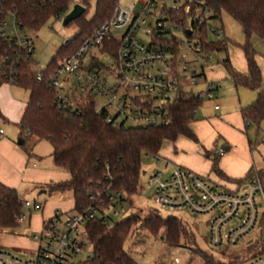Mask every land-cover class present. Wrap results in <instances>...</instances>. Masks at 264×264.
<instances>
[{"label": "built area", "instance_id": "obj_1", "mask_svg": "<svg viewBox=\"0 0 264 264\" xmlns=\"http://www.w3.org/2000/svg\"><path fill=\"white\" fill-rule=\"evenodd\" d=\"M212 19L208 0H136L130 8L116 1L111 17L66 56L50 76L51 86L58 90L55 105L61 111L73 112L83 94H98L106 100L97 110H107L109 122L127 126L128 121H142L146 126H158L170 122L169 105L183 97L216 99L218 86L207 78L214 53L204 51L198 35L205 27L215 38L224 36L222 28L209 25ZM31 28L14 8L0 9V39L6 44L0 48V73L8 83H18V65L26 61L37 72V79L43 78L36 69ZM176 30H182L183 37L177 36ZM71 80L73 85L65 89ZM200 82L206 83L204 90L194 93L187 89ZM214 107L219 109L220 105ZM3 133L1 129L0 138ZM225 151L222 148L220 154ZM164 170L170 171L165 179H161L164 174L159 171L151 174L147 183L149 187L155 185L154 201L171 211L208 215L200 229L210 248L247 251L256 241L263 248L264 228L260 222L264 185L257 173L247 179L245 187L232 190L170 162ZM119 195H110L106 206L102 203L103 206L86 207L72 215L56 211L43 223L41 236L33 235L38 245L30 251L31 257L23 258L0 247V264H69L87 246L83 238L88 240V222L98 215L109 220L111 215L106 210L116 206L112 203ZM24 206L34 211L42 209L41 202L27 199ZM26 219L25 213L16 217L18 223ZM236 219L238 224H232ZM187 251L191 256V250ZM175 263L183 261L177 257ZM235 264H264V252L254 257L242 254Z\"/></svg>", "mask_w": 264, "mask_h": 264}, {"label": "trees", "instance_id": "obj_2", "mask_svg": "<svg viewBox=\"0 0 264 264\" xmlns=\"http://www.w3.org/2000/svg\"><path fill=\"white\" fill-rule=\"evenodd\" d=\"M75 0H0V9L14 8L26 26L40 28L51 17L67 14ZM86 10L71 23H77L80 32L60 49L57 57L39 72L42 80L37 79V72L31 69L30 61L18 65V83L29 91V99L21 120L22 146L30 154L32 138L48 140L53 146L55 165L70 174V179L41 185L50 194L71 191L76 211H83L90 206L109 204V196L120 193L113 205L128 201L133 204V197L141 191L143 156H157L165 140L175 141L180 135L193 140L197 137L191 129L196 119V110L202 100L198 97H183L168 107L170 122L158 126L147 125L129 127L108 121V111L97 110L94 95L80 98L78 107L72 111H61L55 105L58 90L51 86L50 76L61 61L78 49L81 42L90 36L94 29L111 17L115 2L118 0H97V11L92 20L86 19L87 6L91 0H80ZM214 18H221L222 12L229 13L241 26L246 42L241 45L249 66L248 74H241L233 69L229 59H222L237 87L245 86L258 89L261 86V70L255 59V49L250 38L254 35L264 39V0H208ZM70 24V23H69ZM199 37L206 53L225 52L228 39L210 38L209 31L203 27ZM6 44L0 39V48ZM114 57L115 53L112 54ZM8 83L0 73V87ZM76 97V96H75ZM245 121L259 128L264 118V99L259 93L257 99L242 109ZM0 117L5 118L0 109ZM210 155V152H207ZM213 170L220 172L216 159ZM257 173L264 185V169H251L248 179ZM24 201L16 188L0 181V233L17 226L16 217L24 213ZM103 203V205H102ZM110 220L98 215L86 225V235L93 249L85 261L80 264H137L124 245L135 231L136 226L144 227L152 234L164 229L167 244L177 246L190 243L193 253L202 260V264H235L242 254L254 257L264 252L259 241L248 246L247 251L226 249L221 251L227 259L222 260L214 253L197 246L193 231L185 221L176 216L163 217L158 211L132 212L114 225ZM46 221V220H45ZM45 221L43 223H45ZM260 225L264 228V213ZM192 253V254H193ZM193 256L186 264H191Z\"/></svg>", "mask_w": 264, "mask_h": 264}, {"label": "rangeland", "instance_id": "obj_3", "mask_svg": "<svg viewBox=\"0 0 264 264\" xmlns=\"http://www.w3.org/2000/svg\"><path fill=\"white\" fill-rule=\"evenodd\" d=\"M135 1L136 0H119V4L122 7L130 8ZM81 2L82 1L80 0L73 1L71 3L70 10L76 3ZM87 10L88 11L85 16L86 19L90 21L96 14L97 0H91L90 4L87 6ZM65 15L60 17L53 16L40 28L29 29V32L36 44V53L34 55L36 69L40 70L46 68L54 60V58L57 57V54L63 47L65 41L74 38L80 32V27L77 23H70L68 25L63 24ZM8 21H11L10 17L8 18ZM209 25L219 29L224 26L226 31L228 33L230 32L229 34H231L234 39L239 38L243 34L241 25L225 11L222 12L221 18L212 19ZM175 34L179 37H183L182 30H176ZM210 38L216 39L212 33H210ZM224 56L223 52L214 53L213 63L215 64L220 61L224 58ZM73 83L74 82L72 80L69 81L67 85L64 86L65 89L72 86ZM203 86V83L200 82L195 86L187 87V89L192 90L194 93H198ZM61 92L64 91L61 90ZM81 94L82 93L77 92V95L80 96ZM86 96L87 95L83 94L84 98H86ZM13 98L20 102H25L29 98V91L19 85L11 83H5L0 87V109L3 114H7L6 118L0 117V128H4L6 136L12 135L14 136V140L17 141L20 137V128L17 125L18 121H13L10 116L13 111L18 109L19 105L11 101ZM94 100L96 107L99 108L102 107L106 99L96 94L94 96ZM200 116L201 112L198 113L197 118ZM126 125L129 127L146 126V124L142 121H128ZM256 129L257 128L253 126L250 130H248V134L250 139L255 143L252 146V149L256 157L257 166L264 168V134L262 132L257 134ZM28 145L31 146L32 150L34 148L33 152L36 155L30 160L31 165L32 163L38 164L36 169H42L45 167L57 169V166L54 163L53 146L50 141L32 138V141H29ZM175 146V143L171 140L164 141V145L161 149V155L165 157V151L167 153V149L168 152L176 151ZM21 148L25 150L24 146H21ZM160 159H155L153 155L143 156V171H146L147 173H142L141 175V191L133 197L132 205L128 201H124L122 203L123 209H121V205L118 204L116 206L109 207V209L106 210V212L111 215L110 225H114L132 212H142V215H146L149 211L156 210L163 217L176 216L181 218L185 221L188 229L193 231L195 234L198 247L214 253L219 259H227L225 255L221 254V251L210 248L207 244L205 236L201 233V223H206L208 221V215L194 214L188 210L171 211L166 208H162L154 201L155 185L150 187L147 186L150 175L152 173L154 174L156 172L163 171L164 175L161 179H165L170 172L164 170L165 160ZM37 175L38 172L29 174L27 177L31 179L23 180L18 191L25 200L27 199L31 202H41L42 209L34 211L25 208L24 213L27 215V219L19 222L16 227L0 233V247L17 252V254L23 258L31 257L30 251L38 245V240L35 239L33 235L36 234L38 237L41 236L43 231V218H45V220L49 219V217L44 216H49L51 214L52 202L55 199L61 198L65 201V203L63 206L56 208L52 216L56 211L63 213L67 212L70 215L76 213V210L74 209L73 194L71 191L59 192L56 194H50L49 192L40 193L42 187L40 183H37L38 181L35 180L39 177ZM226 186L232 190H236L238 188L235 185ZM261 205L264 206V203H261ZM114 211H118V214H114ZM235 223L238 224L237 219L232 221V224ZM83 240L86 242L87 246L79 253V255L74 256L69 261V264L82 263L92 252L93 246L91 242H89L86 238H83ZM190 243L188 244L183 241L177 246H172L167 244L165 241L164 229H161L158 234H152L144 227L136 226L135 231H133L132 235L126 241L124 248L137 264H176L175 258L177 257L182 259V264H186L190 259V255L187 250H191V255L193 256L191 264H202V260L196 256L193 253L192 248H190ZM242 252L243 251H240V253Z\"/></svg>", "mask_w": 264, "mask_h": 264}, {"label": "crops", "instance_id": "obj_4", "mask_svg": "<svg viewBox=\"0 0 264 264\" xmlns=\"http://www.w3.org/2000/svg\"><path fill=\"white\" fill-rule=\"evenodd\" d=\"M222 29L228 39L227 50L223 52L224 58L229 59L234 70L241 74H248L249 66L241 46L246 42L244 32L239 38L234 39L224 26ZM250 42L255 49V59L261 70V86L258 89H251L245 86L237 87L227 67L222 63V59L215 64L212 62L207 70V78L215 81L218 86L215 91L216 99H204L196 110V119L191 123V129L195 133L197 140L180 135L173 141L176 145V151L168 152L167 149L165 157L161 155V150L159 151L158 159H164L165 165L170 162L174 166L179 165L201 175H207L211 180L225 186L235 185L238 188L246 186V176L251 169H264L257 166L256 157L252 149L255 143L248 134V130L254 125L245 121L242 114V109L252 104L259 93H262L264 99V39L254 35L250 38ZM203 85L200 91L206 88L205 82H203ZM11 101L19 106L16 111L11 113L10 117L13 121L19 122L28 100L20 102L13 98ZM216 104L220 105L219 109H215L214 106ZM200 112L201 116L197 118ZM3 116L6 118L7 114L5 113ZM1 129L4 130V128ZM256 130L257 134H260V132L264 134V118ZM13 137L12 135L6 136V131L4 130L0 138V181L2 183L19 190L22 181L31 179L27 176L35 172H38L37 176H39L35 180L40 185L70 179V174L58 167H56L57 169L46 167L36 169L38 164L32 163L31 165L30 162L36 156L33 152L34 148L29 154L18 143L20 137L17 141ZM222 148L226 149L223 155L220 154ZM209 151L211 155L207 154ZM214 159H216L221 173L213 170ZM143 173L147 172L143 171ZM64 203L65 201L61 198L55 199L52 202L51 214L44 217L51 218L54 210L63 206ZM43 219L44 222L45 218Z\"/></svg>", "mask_w": 264, "mask_h": 264}, {"label": "water", "instance_id": "obj_5", "mask_svg": "<svg viewBox=\"0 0 264 264\" xmlns=\"http://www.w3.org/2000/svg\"><path fill=\"white\" fill-rule=\"evenodd\" d=\"M85 10L86 8L83 5H81L80 3H76L73 6V8L64 16L63 24L68 25L72 21L78 19L84 14ZM189 34H191V32H189ZM18 143L22 145L24 142L23 140L19 139ZM46 192H47L46 189H42L40 191V193H46Z\"/></svg>", "mask_w": 264, "mask_h": 264}]
</instances>
